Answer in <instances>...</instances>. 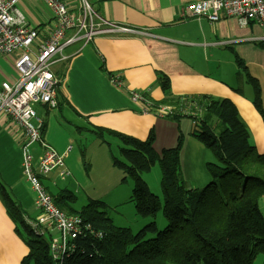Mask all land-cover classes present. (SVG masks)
I'll return each mask as SVG.
<instances>
[{"label": "crops", "instance_id": "1", "mask_svg": "<svg viewBox=\"0 0 264 264\" xmlns=\"http://www.w3.org/2000/svg\"><path fill=\"white\" fill-rule=\"evenodd\" d=\"M87 1L100 20L133 28L138 33L99 35L83 48L79 44L68 46L62 52L67 59L52 65V73L60 82L57 108L49 110L37 105L35 111L43 124V142L63 155L64 170L68 174L62 176L58 170L43 179L51 196L71 193L78 198L86 189L87 202L105 204L130 198L132 188L127 181L123 183L121 171L122 176H116L119 188L113 193L90 188L95 180L94 165L103 163L106 168L119 171L112 165L108 143H102L90 132L96 128L139 141H145L152 133L154 148L160 132L167 126L168 140L161 150L175 145L178 132L183 136V144L188 138L186 148L201 149V144L190 136V122L144 114L140 104L131 101L130 92L146 91L151 102L167 105L178 99H227L247 126L257 152L264 154V123L252 105L253 91L247 83V76L260 82L264 108V28L256 24L243 27L236 19L223 15L213 23L205 17L189 16L187 6L199 0ZM67 4L70 9H76L78 0H67ZM40 6L44 10L34 12ZM17 7L34 26H44L52 17L49 6L42 0H20ZM140 31L150 36L139 35ZM13 57L0 56V84H13L17 79ZM235 57L244 67L236 66ZM113 74L120 76L121 87L110 83ZM161 75L169 80L167 96L158 84ZM22 138L23 131L0 114V183L17 203L24 222L31 227L39 212L21 170ZM93 139L100 142L97 144ZM88 150L91 152L87 154ZM40 151L39 145L32 147L35 161ZM200 162L205 171L209 161ZM67 180L79 188L77 194L76 190L68 189ZM75 206V209L82 207ZM27 252L0 200V264H21Z\"/></svg>", "mask_w": 264, "mask_h": 264}, {"label": "trees", "instance_id": "2", "mask_svg": "<svg viewBox=\"0 0 264 264\" xmlns=\"http://www.w3.org/2000/svg\"><path fill=\"white\" fill-rule=\"evenodd\" d=\"M235 63L244 67L237 57ZM247 83L253 91L252 105L264 123L261 84L250 76ZM158 84L163 95H169L168 78L161 75ZM185 101L194 103L186 105L178 99L168 104L176 106L178 114L173 119H191L190 136L211 153L213 161L205 164L211 181L202 189L183 185L180 132L172 148L156 151L152 133L139 141L105 129L90 130L102 143L107 144L106 137L121 142L120 158L112 156V165L124 174L123 183L132 181L130 202L135 213L150 219L162 213L167 226L158 231L152 221L134 234L113 224L104 203L89 200L75 209L74 195L51 196L44 186L60 211L91 227L86 236L74 241L72 256L65 264H255L259 255L264 256V215L260 210L264 154L257 152L247 126L229 100L204 97ZM182 109H193L197 117L180 114ZM156 163L163 204L141 177ZM0 200L14 224V233L28 250L21 264H53L47 238L37 236L24 222L17 203L1 183Z\"/></svg>", "mask_w": 264, "mask_h": 264}, {"label": "built area", "instance_id": "3", "mask_svg": "<svg viewBox=\"0 0 264 264\" xmlns=\"http://www.w3.org/2000/svg\"><path fill=\"white\" fill-rule=\"evenodd\" d=\"M20 0H0V56L13 57L17 74L11 84H0V114L9 118L23 131L20 143L21 170L35 198L38 218L31 225L37 236H46L49 256L53 264H65L72 256L73 243L86 236L91 227L76 216H68L54 204L43 185L50 173L64 170L63 155L42 140V121L35 111L37 105L49 110L57 108L59 81L52 73V65L64 61L63 49L79 44L82 48L99 35L128 34L138 31L106 23L99 19L87 0H78L77 8L70 9L67 0H42L52 12L44 26L29 24L18 9ZM189 16L217 22L221 15L236 19L240 26L256 24L264 28V0H199L187 6ZM139 35H147L140 31ZM110 83L119 88L118 74L110 76ZM132 102L140 104L144 114L156 118H173L177 110L167 104H154L147 92H130ZM183 104L194 102L181 100ZM180 114L196 116L193 109H182ZM39 145L40 157L34 160L32 147ZM53 232V234H51Z\"/></svg>", "mask_w": 264, "mask_h": 264}, {"label": "rangeland", "instance_id": "4", "mask_svg": "<svg viewBox=\"0 0 264 264\" xmlns=\"http://www.w3.org/2000/svg\"><path fill=\"white\" fill-rule=\"evenodd\" d=\"M39 10H44L43 6H40V9H34V12H38ZM34 26V25H33ZM39 27V26H38ZM174 108L175 105L171 104ZM202 115V113H201ZM164 119V118H157ZM173 119V118H172ZM182 120H187L191 123V119H187L185 117L181 118ZM214 126L217 125V121H213ZM168 127L164 126L163 131L160 132V138L158 139V143L155 144L154 149L156 151H160L162 147H164V143L168 140ZM86 138L90 139L89 136ZM95 142H100L97 139ZM105 142L108 143V149L112 156L120 158L119 149L122 147V144L117 139L112 138H104ZM188 138L185 140L183 144V149L180 150V171H181V179L183 181V185L186 189H202L207 183L211 181V178L205 173L204 168L200 160L203 163L206 161L211 162L213 158L211 153L201 145V149L198 151L193 150L192 148L188 149L185 147ZM91 150L87 151V154L90 153ZM96 170V173H95ZM95 180L91 183L92 189L102 190L105 194L113 193L119 186L117 185L116 176H122L120 171L115 169H111V167H105L103 163L94 165ZM160 168L158 163H156L151 169L149 173H144L141 175L142 179H146L150 188V192L159 198L161 204H163V197L160 188ZM132 188V181L127 180L126 182ZM68 185V189L70 191L76 190L74 193L77 194L79 190L78 187L74 185V182L70 185L68 180L65 182ZM84 191V192H83ZM78 194L76 208H79L87 203L86 201V189ZM107 206V215L113 220L114 225L124 228H129L134 234L145 227L150 222L154 221L158 231L164 230L167 226V222L163 217L162 213H158L154 219L150 218H142L135 213L134 206L130 202V198L125 202H105ZM260 210L264 215V197L260 200ZM145 223V224H144ZM47 238V237H46ZM264 256L259 255L256 258L255 264H263Z\"/></svg>", "mask_w": 264, "mask_h": 264}]
</instances>
